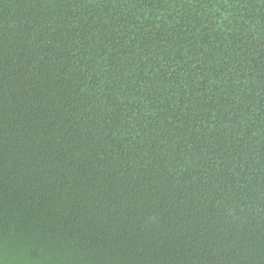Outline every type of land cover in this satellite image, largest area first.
I'll return each mask as SVG.
<instances>
[{"label": "trees", "instance_id": "16d2710c", "mask_svg": "<svg viewBox=\"0 0 264 264\" xmlns=\"http://www.w3.org/2000/svg\"><path fill=\"white\" fill-rule=\"evenodd\" d=\"M0 264H264V0H0Z\"/></svg>", "mask_w": 264, "mask_h": 264}]
</instances>
